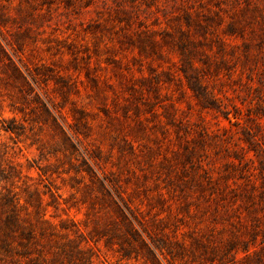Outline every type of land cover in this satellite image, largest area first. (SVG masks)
<instances>
[{"label": "rangeland", "instance_id": "1", "mask_svg": "<svg viewBox=\"0 0 264 264\" xmlns=\"http://www.w3.org/2000/svg\"><path fill=\"white\" fill-rule=\"evenodd\" d=\"M0 49V197L96 262L152 264L123 213L161 264H264V0H0Z\"/></svg>", "mask_w": 264, "mask_h": 264}, {"label": "trees", "instance_id": "2", "mask_svg": "<svg viewBox=\"0 0 264 264\" xmlns=\"http://www.w3.org/2000/svg\"><path fill=\"white\" fill-rule=\"evenodd\" d=\"M3 56L0 49V60ZM4 68L11 69L12 75L25 84L22 71L13 61L9 59ZM42 109L52 119L51 110L48 107ZM52 121L53 125L61 129L64 141L70 144L67 132L63 131L55 119ZM20 210H25V214ZM28 212L26 205L17 203L11 196L0 197V260L9 261L0 264H105L94 261L91 252L82 246L81 240L72 237L75 230L64 226L65 221L55 224L46 218L45 208L38 201L35 202L34 215L31 217ZM106 229L110 233L108 235L118 241L120 254L126 259L137 260L141 255L137 250L139 246L145 253V259L152 264H161L157 251L163 254L171 243L160 237L153 238L156 236L151 232H148L151 240L147 242L123 213L120 220L111 219Z\"/></svg>", "mask_w": 264, "mask_h": 264}]
</instances>
